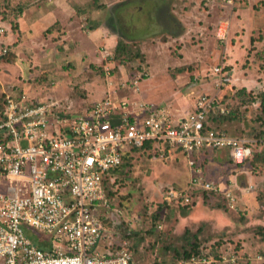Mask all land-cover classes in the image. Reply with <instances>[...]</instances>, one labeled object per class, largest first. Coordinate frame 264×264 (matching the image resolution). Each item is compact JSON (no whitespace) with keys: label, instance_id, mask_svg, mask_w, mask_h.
I'll return each instance as SVG.
<instances>
[{"label":"rangeland","instance_id":"obj_1","mask_svg":"<svg viewBox=\"0 0 264 264\" xmlns=\"http://www.w3.org/2000/svg\"><path fill=\"white\" fill-rule=\"evenodd\" d=\"M228 1L0 0V93L15 84L68 117L104 97L182 116L198 96L216 95L229 112L212 111V127L257 140L255 158L244 166L219 151L197 157L219 192L192 187L193 167L180 149L132 152L130 164L107 181L120 211L111 212L115 224L106 220L105 242L113 253L127 248L136 264H194L187 261L198 256L264 264V0ZM27 16L41 22L28 25ZM221 27L226 41L217 36ZM103 28L114 34L110 41L100 37ZM118 38L125 49L115 56ZM216 67L231 81L221 84ZM144 72L136 91L132 82ZM172 190L190 194V202L171 198Z\"/></svg>","mask_w":264,"mask_h":264},{"label":"built area","instance_id":"obj_2","mask_svg":"<svg viewBox=\"0 0 264 264\" xmlns=\"http://www.w3.org/2000/svg\"><path fill=\"white\" fill-rule=\"evenodd\" d=\"M217 36L226 41L227 30L219 28ZM215 74L221 84L231 81L222 67ZM134 83L137 91L138 81ZM2 92L0 264H136L127 248L113 253V244L105 242V218L120 211L108 197L105 181L126 152L146 148L147 142L180 149L195 171L192 187L219 192L204 177L197 157L224 150L237 166H244L257 146L253 138L210 126L213 110L229 112L216 95L198 96L193 111L182 117L166 107L112 97L68 117L56 114L54 103L32 100L18 87ZM224 195L233 206L234 193ZM169 196L185 203L191 199L177 190ZM31 231L50 239L41 241ZM187 263L218 261L198 256Z\"/></svg>","mask_w":264,"mask_h":264},{"label":"trees","instance_id":"obj_3","mask_svg":"<svg viewBox=\"0 0 264 264\" xmlns=\"http://www.w3.org/2000/svg\"><path fill=\"white\" fill-rule=\"evenodd\" d=\"M121 44V38H118V43H117V45H116V52H115V56H118L119 54H121L122 52H123V49H125V46L124 45H122ZM122 48V49H121ZM147 74H146V72H144V73H142L141 75H140V77H138V78H135V80H137V81H139V78H142V76H146ZM134 80V81H135ZM134 81L132 82L133 84H134V86H135V83H134ZM17 86L15 85V84H13V85H10L8 88H6L7 90H13L14 88H16ZM3 97H4V93L3 92H1L0 93V115H1V113H2V109H3V107H4V102H3ZM102 99H105V97L104 98H102ZM102 99H99V100H102ZM260 99H261V106H262V108H263V112H264V91L263 92H261L260 93ZM99 100H96L95 102H97V101H99ZM95 102H93V103H95ZM92 103V104H93ZM214 111V110H213ZM227 113V112H226ZM222 114H225V113H222ZM223 116V115H222ZM210 126H212V125H210ZM214 128V127H213ZM145 149H150V148H154V147H159L158 145H155L154 144V142H147L146 143V145H145ZM138 149L137 148H133L131 151H128V152H126L125 153V155L123 156V159H122V163H121V165L119 166V167H117V168H115L114 170H112L110 173H109V175L107 176V179H106V181H105V185H106V190H107V194H108V197L111 199V200H113L112 198H111V196H110V194H109V190H108V186H107V181H108V178L110 177V175L113 173V172H117L119 169H123L126 165H129L130 164V162H131V159H132V152L133 151H137ZM255 152H256V149H255V151H254V156H253V158H252V160H254V158H255ZM263 156H261V158H262ZM264 158V157H263ZM231 160V159H230ZM240 166V165H239ZM205 191H207V190H205ZM208 192V191H207ZM190 197H191V195H190ZM181 200H184V199H181ZM185 204H188V203H185ZM112 218V219H111ZM106 220H107V223H114L115 224V215L113 216H110V217H108V218H105V223H106ZM106 223V224H107ZM109 225V224H108ZM192 244V247L194 248V250H196V252H198L197 251V245L195 244V242L194 243H191ZM196 246V247H195ZM186 252V251H185ZM195 252V253H196ZM189 254H188V256H191L193 253L190 251V252H188ZM195 255V254H194ZM222 257V256H221Z\"/></svg>","mask_w":264,"mask_h":264},{"label":"crops","instance_id":"obj_4","mask_svg":"<svg viewBox=\"0 0 264 264\" xmlns=\"http://www.w3.org/2000/svg\"><path fill=\"white\" fill-rule=\"evenodd\" d=\"M62 4V0H56V6H59V5H61ZM59 7H56V10L58 9ZM56 13H58V11L56 12ZM39 16H42L41 15V13H39ZM27 19V24L28 25H35V26H37V23H38V21H40L41 22V19H38V20H36V21H34V22H32L31 20H30V16L28 17H26ZM58 19L56 18V21H57ZM178 20H181L183 23H184V20H183V18H179ZM33 28H28V32H26L25 33V36H27V38H28V40L31 38V34H34L33 33V30H32ZM31 32V33H30ZM56 36H58L57 35V32H56ZM112 36H114V34H109L108 32H106V30H105V28H103L102 30H101V32H100V37L101 38H103L104 40L103 41H110L113 37ZM18 88H20V87H18ZM5 89V88H4ZM182 116H184V115H182ZM182 116H180V115H178V116H176V117H182ZM216 151H219V152H221V153H225L226 154V156H228L229 157V154H228V152L227 151H224V150H216ZM193 175H195V171L194 170H192V176ZM249 176V178L248 179H251V173H250V175H248ZM252 180V179H251ZM253 181V180H252ZM253 183H254V181H253ZM239 188V187H238ZM243 189H249L247 186H243ZM235 195V194H234Z\"/></svg>","mask_w":264,"mask_h":264}]
</instances>
